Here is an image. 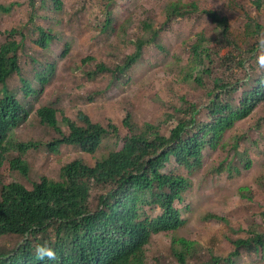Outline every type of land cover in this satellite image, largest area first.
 <instances>
[{
	"label": "trees",
	"instance_id": "1",
	"mask_svg": "<svg viewBox=\"0 0 264 264\" xmlns=\"http://www.w3.org/2000/svg\"><path fill=\"white\" fill-rule=\"evenodd\" d=\"M55 1L59 7L61 1ZM106 1L107 21L102 26L103 30L110 26L115 28L111 17L116 0ZM253 3L260 11L263 0ZM30 5L29 21L36 25V31L39 30L34 42L48 51L53 41L60 39L59 33L38 25L35 0H30ZM11 9L12 5L0 4L3 12ZM167 10V21H171L199 11V5L196 1L185 3L177 0ZM202 12L216 24L215 34L209 35L204 31L198 34V40L191 49L189 70L183 79L192 83L196 81L205 87L208 84L206 77L213 74L214 56L221 58L224 75L214 77V88L208 91L214 93L207 105L211 120L198 123L200 107L186 96L182 100L188 106L185 109L178 107V114L169 115L170 120L177 118V124L169 135L162 131L161 123L138 125L132 121L129 112L123 121L128 130L120 149L111 150L94 164L82 158L67 162L61 167L57 179L42 175L39 180H31L30 163L24 158L25 154L38 148L39 144L54 153H59L63 145H74L94 154L104 136L119 134L120 127L113 121L107 125L94 121L83 110L77 113L82 122L79 123L50 104L40 105L32 118V106L28 108L17 89L10 86V80L21 75L20 50L23 44L17 39V28L6 31L7 39L0 43V166L11 155V170L30 180L31 187L17 181L2 182L0 186V236L11 234L23 239L12 251L0 253V264H161L162 261L151 258L147 250L154 236L159 234L169 237L170 256L180 264H236L241 250L254 252L261 260L264 259V231H260L259 226H249L245 237L227 236L235 249L225 257L213 255L210 261L201 263V243L178 234L188 220L176 203L184 200L189 179L164 169L173 157L185 167L201 165L207 145L217 146L226 130L247 118L264 100V71L254 79L255 85L245 91L239 106L223 97L227 90L238 88V85L231 86L229 70L244 66L246 59L250 63L259 46H264V24L256 16L247 14L245 39H255L258 44L246 42L243 48L231 37L226 16L210 8ZM145 28L151 35L138 36L134 40L135 50L127 54L122 64L112 68L105 62H97L95 71L125 73L129 70L160 33L153 22L147 21ZM214 42L218 44L216 49L213 48ZM229 46H232L230 52L221 56V49ZM233 49L238 52L234 53ZM93 60L94 56H87L82 62L86 65ZM45 66V71L35 74L33 79L20 76L25 99L31 95L40 97L44 84L55 70L54 62H46ZM88 74L92 76L94 72ZM34 81L41 89L34 86ZM183 111L184 114H179ZM32 119L34 122L29 123ZM24 125L32 129L48 127L56 135L45 142L34 137L26 139L18 133V128ZM194 127H198V131L193 132ZM14 152L16 154H12ZM250 165L248 162L246 167ZM95 187L105 191L100 193L97 206L93 208L91 199ZM147 208L160 209L161 212L151 215ZM204 220L228 224L225 217L213 213L206 215ZM37 245L53 248L55 260L36 257Z\"/></svg>",
	"mask_w": 264,
	"mask_h": 264
},
{
	"label": "rangeland",
	"instance_id": "2",
	"mask_svg": "<svg viewBox=\"0 0 264 264\" xmlns=\"http://www.w3.org/2000/svg\"><path fill=\"white\" fill-rule=\"evenodd\" d=\"M60 1L57 7L55 0H35L36 23L52 28L60 36L48 51H44L34 42L39 30L36 31V25L29 21L30 0H0V4L12 5L9 12L0 10V43L7 39L6 31L17 28V39L23 44L20 76L33 79L35 74L45 71L46 62L55 63V70L44 84L40 97H23L20 76L12 78L10 86L17 89L28 108L32 106V118L40 105L50 104L79 123H82L77 117L80 110L104 125L113 121L120 127V133L105 135L94 154L74 145H63L59 153H54L39 144L38 148L30 149L24 156L30 163L31 180H39L42 175L57 179L61 167L67 162L82 158L94 164L111 150L120 149L128 130L123 121L129 112L132 121L138 125L161 123L162 131L169 135L177 124V118L170 120L169 115L178 114V107L185 109L188 106L182 100L186 96L200 107L198 123L211 120L207 105L214 93L208 91L214 88V77L224 75L221 58L214 56L213 74L206 77L208 84L205 87L199 86L196 81L192 83L183 79L188 73L191 49L198 40V34L203 31L215 34L216 24L202 10L210 8L226 16L231 37L243 48L246 42L249 45L258 44L255 39H245L247 14L256 16L264 24V0L260 11L253 3L255 0H182L185 3L196 1L199 11L171 21H167V7L177 0H116L111 17L115 28L110 26L103 30L108 11L106 0ZM147 21L153 22L160 33L151 45L145 47L137 63L125 73L95 71L97 62H105L112 68L122 64L127 54L135 50L134 40L138 36L151 35L145 28ZM217 46L214 42L213 48ZM231 49L232 46L223 47L220 55L224 57ZM233 52L238 51L233 49ZM255 55L250 63L246 59L244 66L229 70L232 74L231 86L238 85V88L227 90L223 97L234 105H240L245 91L255 85L254 79L264 71L263 45L259 46ZM87 56H94L95 60L85 65L82 60ZM89 72L94 74L90 76ZM33 84L41 89L38 82ZM179 114H184V111ZM33 122L34 119L29 121ZM196 131L198 127L193 128V132ZM18 133L26 139L34 137L44 142L56 135L48 127L32 129L25 125L18 128ZM11 157L0 166V186L2 182L17 181L31 187L30 180L11 170ZM248 162L251 163L249 168L246 167ZM164 171L189 179L184 200L176 203L188 220L178 234L201 243L200 263L210 261L213 255L225 257L234 250L227 236L245 237L252 225L264 231V100L247 118L226 130L217 146L207 145L201 165L185 167L173 157ZM104 191L101 187L93 190V208ZM147 209L151 210V215L161 212L160 209ZM209 213L225 217L228 224L218 220L207 222L204 217ZM22 240L18 235L0 236V253L12 251ZM147 250L149 256L159 258L161 264H180L170 256V239L163 234L154 236ZM236 264H264V259L261 260L254 252L241 250Z\"/></svg>",
	"mask_w": 264,
	"mask_h": 264
},
{
	"label": "clouds",
	"instance_id": "3",
	"mask_svg": "<svg viewBox=\"0 0 264 264\" xmlns=\"http://www.w3.org/2000/svg\"><path fill=\"white\" fill-rule=\"evenodd\" d=\"M35 255L41 260L47 258L51 261H54L56 256L55 250L47 245H37L35 247Z\"/></svg>",
	"mask_w": 264,
	"mask_h": 264
}]
</instances>
